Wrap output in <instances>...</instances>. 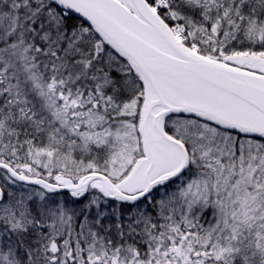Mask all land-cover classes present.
Instances as JSON below:
<instances>
[{
  "label": "snow or ice",
  "instance_id": "6c2138e0",
  "mask_svg": "<svg viewBox=\"0 0 264 264\" xmlns=\"http://www.w3.org/2000/svg\"><path fill=\"white\" fill-rule=\"evenodd\" d=\"M0 264H264V0H0Z\"/></svg>",
  "mask_w": 264,
  "mask_h": 264
}]
</instances>
